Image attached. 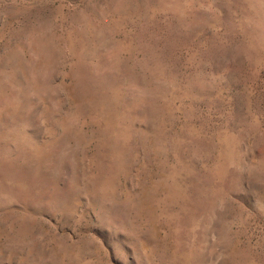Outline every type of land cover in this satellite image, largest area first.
<instances>
[{
	"label": "rangeland",
	"instance_id": "rangeland-1",
	"mask_svg": "<svg viewBox=\"0 0 264 264\" xmlns=\"http://www.w3.org/2000/svg\"><path fill=\"white\" fill-rule=\"evenodd\" d=\"M0 264H264V0H0Z\"/></svg>",
	"mask_w": 264,
	"mask_h": 264
}]
</instances>
